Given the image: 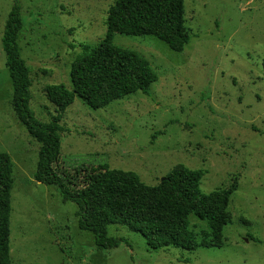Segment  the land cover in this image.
<instances>
[{
    "label": "rangeland",
    "instance_id": "374dc122",
    "mask_svg": "<svg viewBox=\"0 0 264 264\" xmlns=\"http://www.w3.org/2000/svg\"><path fill=\"white\" fill-rule=\"evenodd\" d=\"M16 1L20 55L31 68L29 108L48 122L54 108L44 88L71 87V64L104 39L113 0ZM13 3L0 0V152L12 163L11 264H264V0H184L190 40L180 53L154 37L115 34L113 43L144 57L157 81L148 94L99 110L76 97L60 121L58 164L69 172L106 165L153 187L184 166L204 172L203 194L231 189L222 247L193 252L150 251L119 225L107 232L129 247L97 250L93 234L78 227L76 206L33 179L40 144L13 111L1 48ZM193 226L206 227L191 218Z\"/></svg>",
    "mask_w": 264,
    "mask_h": 264
},
{
    "label": "trees",
    "instance_id": "16d2710c",
    "mask_svg": "<svg viewBox=\"0 0 264 264\" xmlns=\"http://www.w3.org/2000/svg\"><path fill=\"white\" fill-rule=\"evenodd\" d=\"M20 11L14 0L1 36V48L12 86L13 111L40 144L33 179L55 186L64 202L76 206L78 227L93 234L97 250H112L121 244L129 247L125 239L108 234L112 225L139 234L150 251L177 248L193 252L200 247H222L223 229L230 223L228 204L232 190L203 194L199 189L203 171L178 166L157 185L148 187L131 171L98 165L80 166L69 172L58 164L61 134L65 131L60 121L76 97L89 108L99 110L136 92L148 94L151 84L157 81L144 57L113 43L115 34L154 37L180 53L190 40L184 0H113L107 10L104 39L71 64V87L56 84L44 88V96L54 108L48 122L39 120L29 108L32 78L18 45L22 30ZM262 70L264 76V58ZM12 188V163L7 153L0 152V264H11ZM191 218L203 222L205 229L196 231V227H191Z\"/></svg>",
    "mask_w": 264,
    "mask_h": 264
},
{
    "label": "water",
    "instance_id": "95a60500",
    "mask_svg": "<svg viewBox=\"0 0 264 264\" xmlns=\"http://www.w3.org/2000/svg\"><path fill=\"white\" fill-rule=\"evenodd\" d=\"M163 178H161V180H162Z\"/></svg>",
    "mask_w": 264,
    "mask_h": 264
}]
</instances>
